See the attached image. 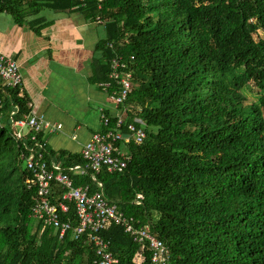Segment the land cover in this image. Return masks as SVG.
<instances>
[{"label": "trees", "instance_id": "16d2710c", "mask_svg": "<svg viewBox=\"0 0 264 264\" xmlns=\"http://www.w3.org/2000/svg\"><path fill=\"white\" fill-rule=\"evenodd\" d=\"M44 12L101 20L94 83L110 82L117 56L132 73L124 118L147 138L129 147L123 173L96 175L105 198L152 227L169 247L168 264H264V0H0V13L32 31L46 24ZM0 82L8 96L0 109V264H97L89 232L60 238L31 218L36 195L22 155L32 132L19 137L10 119L28 115L29 101ZM59 159L66 169L84 164ZM69 175L97 191L89 176ZM53 193L55 201L64 191L53 184ZM63 220L77 226L73 206ZM101 236L118 264H152L123 228Z\"/></svg>", "mask_w": 264, "mask_h": 264}, {"label": "built area", "instance_id": "2783aa9c", "mask_svg": "<svg viewBox=\"0 0 264 264\" xmlns=\"http://www.w3.org/2000/svg\"><path fill=\"white\" fill-rule=\"evenodd\" d=\"M97 23L100 24L101 20L98 19ZM108 47L113 48V45L109 44ZM110 65V82L101 84L100 87L116 106L122 107L121 110L128 113L126 103L133 91L132 73L126 71L129 66L121 56L113 58ZM0 81L12 89L22 88L20 66L15 60L1 53ZM110 90L112 91L109 93ZM2 105L3 101L0 99V109ZM29 108L31 110L30 104ZM17 113L18 111L12 112L10 115L12 127H26L32 132L33 146L26 149V156L22 155L25 167L33 177L27 184L29 188H34L36 195L31 218L41 224L42 229L58 230L60 238L71 231L76 240L89 232L90 242L98 257L97 264H118V260L109 250V243L101 236L110 226L123 228L124 232L140 245L141 251L147 249L151 253L152 264H168L170 250L166 243L154 234L150 225H140L134 218L121 213L116 204L108 201L102 192V184L96 178L102 170L110 174H121L127 169L131 157L129 152H123V147L129 149L131 145H142L147 138L144 128L127 122L122 113L113 117L115 124L112 125L111 117L102 111V128L106 130L93 133L91 139L83 146L80 156L84 164L66 169L45 160L46 145L38 139L43 130L49 127L44 116L32 115L30 112L21 120L15 121ZM3 127L0 112V129ZM61 128L62 125H56L50 131L58 132ZM69 173L80 177L89 176L97 184V191L92 192L89 185L76 187ZM53 184L59 185L64 191L62 197L55 201ZM137 199L143 200V197L139 195ZM71 206L77 219V226L74 228L70 222L63 220Z\"/></svg>", "mask_w": 264, "mask_h": 264}, {"label": "crops", "instance_id": "0c3cea01", "mask_svg": "<svg viewBox=\"0 0 264 264\" xmlns=\"http://www.w3.org/2000/svg\"><path fill=\"white\" fill-rule=\"evenodd\" d=\"M46 13L42 14L46 24L36 31L0 13V53L20 66L21 94L28 99L32 115L44 116L49 125L42 132L46 155L52 164L64 167L65 161L59 159L63 153L80 156L92 134L101 131L102 111L113 117L127 113L92 81V66L100 57L96 52L102 39L100 25L85 22L80 13L56 14L62 19ZM0 93L4 103L8 96L1 82ZM56 125L62 128L51 132ZM19 129V137L30 133L26 127Z\"/></svg>", "mask_w": 264, "mask_h": 264}, {"label": "rangeland", "instance_id": "374dc122", "mask_svg": "<svg viewBox=\"0 0 264 264\" xmlns=\"http://www.w3.org/2000/svg\"><path fill=\"white\" fill-rule=\"evenodd\" d=\"M46 14H48L51 17H54V18L57 17V15L55 13H53V12H47ZM57 18L62 19L63 17L61 15L60 17H57ZM98 27H99L100 37H102V39L105 38V36L103 35V31H104L103 28L101 26H98ZM16 131H17V133H19L20 132V129L19 128H16ZM123 152H129V149H126L125 147H123ZM137 262L139 263V261H137Z\"/></svg>", "mask_w": 264, "mask_h": 264}]
</instances>
